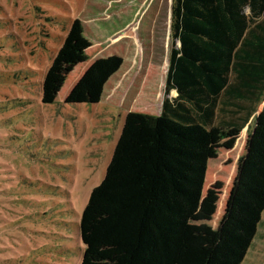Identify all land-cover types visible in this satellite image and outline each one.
Here are the masks:
<instances>
[{"label": "trees", "instance_id": "1", "mask_svg": "<svg viewBox=\"0 0 264 264\" xmlns=\"http://www.w3.org/2000/svg\"><path fill=\"white\" fill-rule=\"evenodd\" d=\"M170 29L160 113L124 117L80 217V264H243L263 225L264 0H172ZM88 44L80 20L71 21L44 74V101L85 62ZM93 63L64 102H99L121 58ZM213 128L250 131L219 237L189 224L201 205Z\"/></svg>", "mask_w": 264, "mask_h": 264}, {"label": "rangeland", "instance_id": "2", "mask_svg": "<svg viewBox=\"0 0 264 264\" xmlns=\"http://www.w3.org/2000/svg\"><path fill=\"white\" fill-rule=\"evenodd\" d=\"M171 3L0 0V264H80V217L106 173L124 117L160 113ZM75 19L89 43L86 59L48 103L41 92L44 74ZM111 56L121 65L99 102H64L92 62ZM236 132L211 130L203 197L189 222L217 237L236 192L247 130L236 138L231 162L215 174L217 190L208 183L225 157L219 147L230 143L224 135ZM243 264H264V221Z\"/></svg>", "mask_w": 264, "mask_h": 264}, {"label": "crops", "instance_id": "3", "mask_svg": "<svg viewBox=\"0 0 264 264\" xmlns=\"http://www.w3.org/2000/svg\"><path fill=\"white\" fill-rule=\"evenodd\" d=\"M109 58V57H108ZM109 81H110V78H109ZM108 81V82H109ZM108 82L107 83H105V85H104V87L108 84ZM104 87L102 88V94H103V89H104ZM108 96V98H109V94H107ZM102 96V95H101ZM250 128L252 129V124L250 125ZM250 129V130H251ZM248 131V133L250 134V131L247 129V128H245V129H243V130H240V131H237L236 132V134H231V135H229V136H226V135H224V137H229V142L230 143H228V145L226 144L224 147H219L220 148V150L223 152V154H224V158L223 159H221V160H219V162L217 163V165L219 166V169H217L215 172H214V177H213V180L211 181V182H209L208 183V185H209V188L210 187H213L215 190H217L215 187H217V183H218V180L216 179L217 178V175H215V174H220V169L224 166V164H226V163H229V162H231V155H232V153L233 152H235L234 150L237 148V144H236V138L237 137H241L242 136V134H245V131ZM224 137H221V138H224ZM230 138H232V140L230 139ZM241 139V138H240ZM224 141V140H223ZM222 144V143H221ZM199 208H200V206H199ZM224 223V222H223Z\"/></svg>", "mask_w": 264, "mask_h": 264}]
</instances>
